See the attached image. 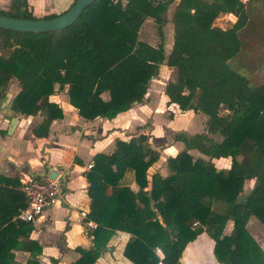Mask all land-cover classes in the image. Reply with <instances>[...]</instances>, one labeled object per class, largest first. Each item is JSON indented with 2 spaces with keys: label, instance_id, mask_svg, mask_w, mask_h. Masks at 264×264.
I'll return each instance as SVG.
<instances>
[{
  "label": "trees",
  "instance_id": "1",
  "mask_svg": "<svg viewBox=\"0 0 264 264\" xmlns=\"http://www.w3.org/2000/svg\"><path fill=\"white\" fill-rule=\"evenodd\" d=\"M174 1L173 42L166 55L163 15ZM221 13H232L235 22L215 25ZM0 15L59 14L38 16L28 0H10ZM150 17L158 25L157 46L138 38ZM249 18L241 0H95L65 29H0V100L15 78L19 90L10 109L42 116L32 128L36 137H46L51 122L63 117L50 95L67 87L79 116L111 119L143 101L161 64L173 69L164 86L166 103L205 114L207 132L221 136L215 141L203 133L175 135L184 149L166 159L165 175L154 171L149 177L160 153L144 134L116 139L111 153L94 155L84 172L90 199L84 222L97 226L90 233L92 246L77 247L80 256L70 264H94L116 231L130 234L123 255L134 264H179L187 244L203 232L214 240L221 264H264V251L246 229L252 215L264 225V82L253 84L230 64L242 49L239 32ZM192 149L208 158L194 157ZM222 157L230 158L229 168L215 166L213 160ZM129 172L137 190L126 180ZM248 179L254 186L239 197ZM21 186L19 178L0 174V264H41L42 248L30 238L32 224L15 218L26 206ZM229 221L232 231L225 233ZM15 249L29 252L25 263L15 261Z\"/></svg>",
  "mask_w": 264,
  "mask_h": 264
},
{
  "label": "crops",
  "instance_id": "2",
  "mask_svg": "<svg viewBox=\"0 0 264 264\" xmlns=\"http://www.w3.org/2000/svg\"><path fill=\"white\" fill-rule=\"evenodd\" d=\"M7 1L9 5L10 0ZM73 1L28 0L30 8L34 10L35 14L38 10L36 14L38 16L49 12L60 14L67 10ZM241 1L247 3L248 8L252 2V0ZM48 8L51 11H48ZM43 11L45 12L43 13ZM250 11L251 9H249ZM172 42L173 40L169 44L170 50ZM164 48H166L165 43ZM171 70L173 71V69ZM166 82L159 85L156 83V78H152L142 102L133 104L130 109L111 119L97 117L93 120H86L78 115L77 109L69 103L67 87H65L49 96V100L57 102L62 108L63 117L53 120L48 135L40 138L33 135L32 128L42 121V116L15 113L10 109L11 101L9 102V111L14 115L3 118L2 125H0V130L6 131L5 134H0L2 145L0 174L6 177H17L22 184L23 181L31 177H44L51 171H55L57 173L55 178L61 183L59 197L45 208L36 222L30 223L32 224L30 238L38 241L42 248V253L39 255L41 264H51L53 258L57 260L55 264H70L80 256V253L75 250L77 247L88 249L93 244L90 235L92 230L84 222L90 204L84 172L90 169L89 165L93 163L94 155L111 153L115 148L116 139L126 141L132 136L144 134L148 136L149 142L160 153L159 159L148 170L149 177L154 171H159L165 175L167 173L166 159L175 156L184 149L182 141L174 140V132L179 128L182 129V127L191 132L192 128L190 127L196 126L192 120L196 115L201 114L205 121L207 120V116L201 112L182 111L178 107L174 109L176 115L173 116V120L160 119L159 114L162 107L158 110L156 106L157 101L160 102L161 106L167 104V96L164 93ZM102 97L107 99L108 93H104ZM174 105L170 104V106ZM3 106L2 103V113L4 112ZM183 115H187L189 120L178 117ZM13 116L17 117L19 122L10 135H14L17 130L29 134L28 139L19 144H14L7 134L9 120ZM208 136L213 137L214 135L208 133ZM189 152L194 157L208 158L195 149ZM30 156L35 157L36 167L33 166ZM213 162L217 169L230 167V158L228 157L214 159ZM125 177L129 186L133 190H137V185L132 179V173H127ZM254 183L253 179L245 180L241 197L250 192ZM246 185H248L247 192L244 193ZM246 229L264 251V225L252 215L247 221ZM231 231L232 223L229 221L225 227V233ZM129 238V233L116 231L94 264H134L123 255L124 246ZM22 239L20 237V240ZM213 245L214 240L209 234L205 232L199 234L187 244L179 264H221L213 254ZM14 254L15 261L20 263H25L29 257V252L21 249H15Z\"/></svg>",
  "mask_w": 264,
  "mask_h": 264
},
{
  "label": "rangeland",
  "instance_id": "3",
  "mask_svg": "<svg viewBox=\"0 0 264 264\" xmlns=\"http://www.w3.org/2000/svg\"><path fill=\"white\" fill-rule=\"evenodd\" d=\"M251 3L249 4L250 7L248 8L251 9L250 19L248 20L247 25L239 32V36L242 41V49L239 55L230 61V64L233 68L245 74L253 84L257 85L264 82V0H252ZM6 7H8V1L4 0L2 2L0 0V8L2 9ZM175 8H176V1H174L168 6L167 11L163 15L164 18L166 19L163 27L164 36H165L164 42L166 44V48H165L166 55H168L170 51V45H169L170 41L173 40L172 19ZM47 10L51 11L49 8ZM37 12L38 10L36 11V14ZM44 12L45 11H43V13ZM235 19H236L235 16L232 15L231 13H227V14L221 13L215 19L214 24L222 28H227L235 21ZM157 30H158V25L155 23L153 18L150 17L146 19L144 23L141 25L140 30L138 32V38L150 43L153 46H157L160 41ZM155 78H156V83L161 85L163 82L169 81L173 78V71L170 68H168L167 65L161 64L159 67L158 75ZM18 88L19 85L16 79L13 78L12 81H10L9 84L4 89V96L0 100V125H2L3 118H8L14 115V113H11L9 111V102L13 98ZM2 103L4 105L3 113L1 110ZM157 103L158 104L156 107L158 108V110H160L162 107V111L159 114L160 119L173 120L174 118L173 116L176 115L174 109H176L177 106L176 105L170 106V104L169 105L165 104L161 106L159 101H157ZM224 113H228V112L224 110L222 111V114ZM178 117L183 120H189L187 115L178 116ZM192 120L194 121V123H196V126L190 127L192 128L191 132H189L187 128L182 127V129L179 128L174 132V137L175 135H179V134H183L186 135V137H190L195 133H203L205 135H208L206 121L201 114L194 116V119ZM8 135L14 144H19L22 141L27 140L29 134L28 132L17 130L14 135H10V134ZM213 135L214 136L211 138H213L215 141H219L221 139V136L219 134H213ZM30 159L33 162V166L36 167L35 157L30 156ZM247 187L248 185H246L244 193L247 192L246 190ZM241 195L239 197H241ZM157 252L159 253V255L161 254L160 251Z\"/></svg>",
  "mask_w": 264,
  "mask_h": 264
},
{
  "label": "water",
  "instance_id": "4",
  "mask_svg": "<svg viewBox=\"0 0 264 264\" xmlns=\"http://www.w3.org/2000/svg\"><path fill=\"white\" fill-rule=\"evenodd\" d=\"M94 1L95 0H75L73 5L66 12L48 19L15 18L0 15V29L34 33H46L65 29L73 24L84 11V9ZM18 122L19 120L17 117H11L7 129L8 134L13 133ZM1 150L2 145L0 143V152ZM56 174L57 173L55 171H51L47 174V177L54 179Z\"/></svg>",
  "mask_w": 264,
  "mask_h": 264
},
{
  "label": "built area",
  "instance_id": "5",
  "mask_svg": "<svg viewBox=\"0 0 264 264\" xmlns=\"http://www.w3.org/2000/svg\"><path fill=\"white\" fill-rule=\"evenodd\" d=\"M91 166L92 164L89 165V168ZM60 189L59 180L56 178L50 179L47 176H35L23 181L21 190L26 200V206L19 210L15 218L26 223L36 222L45 208L59 197ZM87 226L93 230L97 224L90 221Z\"/></svg>",
  "mask_w": 264,
  "mask_h": 264
}]
</instances>
